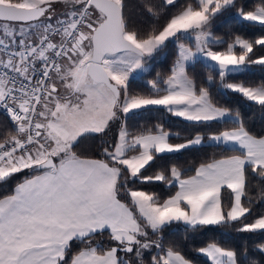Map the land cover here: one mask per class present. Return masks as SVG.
I'll return each instance as SVG.
<instances>
[{
  "label": "snow or ice",
  "instance_id": "obj_1",
  "mask_svg": "<svg viewBox=\"0 0 264 264\" xmlns=\"http://www.w3.org/2000/svg\"><path fill=\"white\" fill-rule=\"evenodd\" d=\"M237 3L140 0L141 14L155 20L175 9L163 25L144 29L130 26L126 0H0V113L7 119L0 186L24 174L0 196V264H194L175 245L164 246L165 229L238 224L237 232L264 234V212L247 222L254 205L264 204V135H253L239 112L214 104L209 88H197L187 71L207 62L210 85L218 77L221 94H240L264 109V80L254 87L229 82L264 67V55L252 58L264 49V0L248 10ZM233 8L237 22L262 34L230 42L215 36L212 21ZM169 43L176 46L169 74L147 80V93H130V82L147 74ZM152 108L193 126L224 127L182 138L165 129L162 115L129 131L128 120ZM109 132L103 159L74 150L82 138ZM200 147L222 158L200 163L193 175L175 164L144 175L158 158ZM138 182L177 190L161 200L133 187ZM74 244L80 247L72 253ZM256 249L264 254V243ZM196 251L209 264L248 261L247 249L238 254L215 241Z\"/></svg>",
  "mask_w": 264,
  "mask_h": 264
},
{
  "label": "trees",
  "instance_id": "obj_2",
  "mask_svg": "<svg viewBox=\"0 0 264 264\" xmlns=\"http://www.w3.org/2000/svg\"><path fill=\"white\" fill-rule=\"evenodd\" d=\"M154 3H159V0H153ZM181 3L184 0H180ZM140 0H126L125 14L129 18L130 26L135 24L137 27L144 29H150L153 26H160L166 22L168 16L171 15L172 9L168 12H162L159 19L155 20L149 18L146 15L141 14V9L138 7ZM255 0H238L237 7L244 5L246 10L250 9ZM236 9H230L223 12L212 21L211 29L215 36L221 37L226 41H230L236 35L249 40H254L262 33L258 28L250 26L247 22H237L235 19ZM221 22L220 25H217ZM192 46V45H191ZM169 48V51L167 50ZM215 50H222L220 47H216ZM260 55H264V49L256 48L253 59ZM176 59V46L174 43H169L168 46L158 52L150 61V70L142 77L132 80L130 82V93H147L148 88L146 81L152 79L157 73L162 76L169 74L173 62ZM205 63L195 62L191 64L187 71L190 77H192L196 83L197 88L208 87L211 100L218 107L228 108L235 114L239 112L244 120L246 128L253 135H264V109H261L259 105L254 102L247 101L240 94L228 91L227 94H221L218 89V83L210 85L208 82L209 70L204 66ZM214 75V74H213ZM244 81L246 86H256L264 80V67L259 65L252 66L250 72L238 76L230 77V82ZM164 115L163 123L166 130L180 133L181 137H191L197 134V132L203 134L205 137L209 133L222 130L223 125L216 124L215 122L211 127H198L183 121L181 118L172 117L170 115L163 114L161 109H145L141 110L140 114L128 120L129 131L136 132L142 126H150L158 122L161 116ZM7 124V119L0 114V126ZM115 128V126H113ZM113 132H109L107 136L93 134L82 138L79 144L75 147V151L82 158L103 159L102 149L105 141L109 140ZM174 143L182 142V140H173ZM222 156L210 147L191 148L184 150L180 154H174L168 158H158L152 167L148 168L144 172V175L151 176L162 168H166L172 164L177 165L182 170L191 169V171H185V175H192L196 167L200 163L209 162L211 159H219ZM24 178V174H18L16 179L11 180L8 184L0 186V196L8 195L11 193L15 184ZM255 181H250V186H254ZM135 188H140L148 192L156 193L161 200L174 194L176 188H169L167 185L161 182H153L152 184H140L139 182L133 185ZM253 195L255 193L253 192ZM224 204L227 207L229 204L228 192L223 193ZM264 212V204L254 205L253 216L248 218L247 222H252L256 215ZM238 224L212 226L208 228H200L196 231L185 232L183 226H172L169 229H165L162 236L165 247L169 245H175L186 258L194 261V264H209L205 257L197 253V249L206 246L210 242H218L223 247L235 249L238 254L244 253L247 249L248 261L255 259L259 261V264H264V254L257 251L256 245L264 243V234L262 233H242L237 232L236 228ZM79 245L74 244L72 247V253L79 250ZM248 261L245 264H248Z\"/></svg>",
  "mask_w": 264,
  "mask_h": 264
},
{
  "label": "rangeland",
  "instance_id": "obj_3",
  "mask_svg": "<svg viewBox=\"0 0 264 264\" xmlns=\"http://www.w3.org/2000/svg\"><path fill=\"white\" fill-rule=\"evenodd\" d=\"M222 14H223V13H221L220 15H222ZM220 15H218V16H220ZM218 16H217V17H218ZM235 16H236V12H235ZM217 17H216V18H217ZM220 23H221V22H218L217 25H220ZM211 31L213 32L212 29H211ZM213 34H214V32H213ZM229 42H230V41H229ZM185 43H187V41H185ZM191 45H192V47L194 48V41H193V43H192ZM191 45H190V46H191ZM225 47H226V45H225ZM167 50L169 51V48H168ZM222 50H223V48H222ZM207 79H208V78H207ZM229 82H230V81H229ZM233 82H234V81H233ZM217 83H218V77H217ZM217 85L219 86V83H218ZM160 237L162 238V240L165 238V237L162 236L161 234H160ZM153 238L155 239L156 237H153ZM104 240H105V241L107 240V237H106V236L104 237Z\"/></svg>",
  "mask_w": 264,
  "mask_h": 264
},
{
  "label": "built area",
  "instance_id": "obj_4",
  "mask_svg": "<svg viewBox=\"0 0 264 264\" xmlns=\"http://www.w3.org/2000/svg\"><path fill=\"white\" fill-rule=\"evenodd\" d=\"M0 114L6 118V116L3 113H0Z\"/></svg>",
  "mask_w": 264,
  "mask_h": 264
},
{
  "label": "crops",
  "instance_id": "obj_5",
  "mask_svg": "<svg viewBox=\"0 0 264 264\" xmlns=\"http://www.w3.org/2000/svg\"><path fill=\"white\" fill-rule=\"evenodd\" d=\"M92 159H93V158H92ZM219 159H220V158H219ZM193 174H194V173H193ZM193 174H192V175H193ZM176 190H177V189H176ZM176 190H175V191H176ZM175 191H174V193H175ZM173 195H174V194H173ZM167 198H168V197H167ZM165 199H166V198H165Z\"/></svg>",
  "mask_w": 264,
  "mask_h": 264
},
{
  "label": "water",
  "instance_id": "obj_6",
  "mask_svg": "<svg viewBox=\"0 0 264 264\" xmlns=\"http://www.w3.org/2000/svg\"><path fill=\"white\" fill-rule=\"evenodd\" d=\"M204 63H207V62H204Z\"/></svg>",
  "mask_w": 264,
  "mask_h": 264
}]
</instances>
